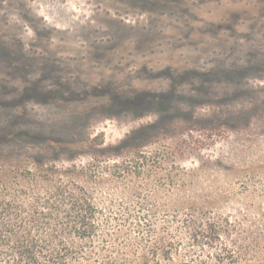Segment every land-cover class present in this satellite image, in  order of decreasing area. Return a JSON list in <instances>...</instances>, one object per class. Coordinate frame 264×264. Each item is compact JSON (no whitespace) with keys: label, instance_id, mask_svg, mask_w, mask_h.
I'll return each mask as SVG.
<instances>
[{"label":"rangeland","instance_id":"obj_1","mask_svg":"<svg viewBox=\"0 0 264 264\" xmlns=\"http://www.w3.org/2000/svg\"><path fill=\"white\" fill-rule=\"evenodd\" d=\"M61 183L148 264H264V0H0V194Z\"/></svg>","mask_w":264,"mask_h":264},{"label":"trees","instance_id":"obj_2","mask_svg":"<svg viewBox=\"0 0 264 264\" xmlns=\"http://www.w3.org/2000/svg\"><path fill=\"white\" fill-rule=\"evenodd\" d=\"M123 163L124 168L139 165ZM194 204L184 201V211L195 210ZM102 213L91 191L78 183L1 193L0 264H148L151 253L170 256L173 242L152 225L141 226V215L134 219L136 228L122 231L101 226ZM216 223L202 220L192 236L211 238Z\"/></svg>","mask_w":264,"mask_h":264}]
</instances>
